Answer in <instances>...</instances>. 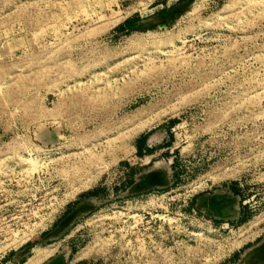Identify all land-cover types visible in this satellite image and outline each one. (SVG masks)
Here are the masks:
<instances>
[{"label": "rangeland", "instance_id": "1", "mask_svg": "<svg viewBox=\"0 0 264 264\" xmlns=\"http://www.w3.org/2000/svg\"><path fill=\"white\" fill-rule=\"evenodd\" d=\"M263 239L264 0H0V264H237Z\"/></svg>", "mask_w": 264, "mask_h": 264}, {"label": "water", "instance_id": "2", "mask_svg": "<svg viewBox=\"0 0 264 264\" xmlns=\"http://www.w3.org/2000/svg\"><path fill=\"white\" fill-rule=\"evenodd\" d=\"M155 171H151L149 174L145 175L135 186V189L141 190L150 186L155 185H163L166 183V179L163 180L161 183H148L147 179L150 175H152ZM221 197L220 195H216L213 197H210V200L212 203L216 202L217 199ZM91 208L90 203L85 202L78 206L76 210H74L71 214H69L62 222L61 228L68 225L76 216L79 214L89 210ZM211 211L215 212L216 214H220L219 210L213 207L211 208ZM56 261H58V258L50 262L49 264H54ZM237 264H264V239L261 240L256 246L251 247L250 250L246 251L244 255L241 257L239 262Z\"/></svg>", "mask_w": 264, "mask_h": 264}, {"label": "bare ground", "instance_id": "3", "mask_svg": "<svg viewBox=\"0 0 264 264\" xmlns=\"http://www.w3.org/2000/svg\"><path fill=\"white\" fill-rule=\"evenodd\" d=\"M167 176V175H166ZM166 176L161 172V171H159V170H155V172L152 174V175H150L149 177H148V179H147V182L148 183H155V182H157V183H161L163 180H165L166 179ZM209 211V210H208ZM63 257H64V255H63ZM65 258V257H64ZM59 264H66V262L65 261H63L62 263L60 262ZM68 264V263H67Z\"/></svg>", "mask_w": 264, "mask_h": 264}, {"label": "trees", "instance_id": "4", "mask_svg": "<svg viewBox=\"0 0 264 264\" xmlns=\"http://www.w3.org/2000/svg\"><path fill=\"white\" fill-rule=\"evenodd\" d=\"M96 192V190H94V191H91V192H89L88 194H92V193H95Z\"/></svg>", "mask_w": 264, "mask_h": 264}]
</instances>
